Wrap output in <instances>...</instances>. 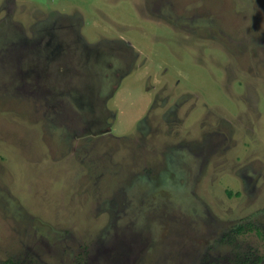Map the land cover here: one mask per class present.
<instances>
[{
    "label": "rangeland",
    "instance_id": "rangeland-1",
    "mask_svg": "<svg viewBox=\"0 0 264 264\" xmlns=\"http://www.w3.org/2000/svg\"><path fill=\"white\" fill-rule=\"evenodd\" d=\"M0 264H264V0H0Z\"/></svg>",
    "mask_w": 264,
    "mask_h": 264
},
{
    "label": "bare ground",
    "instance_id": "bare-ground-1",
    "mask_svg": "<svg viewBox=\"0 0 264 264\" xmlns=\"http://www.w3.org/2000/svg\"><path fill=\"white\" fill-rule=\"evenodd\" d=\"M130 102V101H129ZM128 103V102H127Z\"/></svg>",
    "mask_w": 264,
    "mask_h": 264
}]
</instances>
